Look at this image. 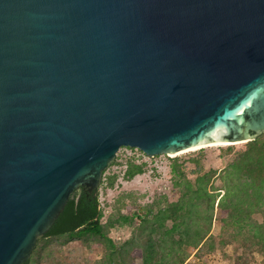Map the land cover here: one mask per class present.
Instances as JSON below:
<instances>
[{"label":"water","instance_id":"obj_1","mask_svg":"<svg viewBox=\"0 0 264 264\" xmlns=\"http://www.w3.org/2000/svg\"><path fill=\"white\" fill-rule=\"evenodd\" d=\"M264 132V0H0V264H23L120 147Z\"/></svg>","mask_w":264,"mask_h":264},{"label":"trees","instance_id":"obj_2","mask_svg":"<svg viewBox=\"0 0 264 264\" xmlns=\"http://www.w3.org/2000/svg\"><path fill=\"white\" fill-rule=\"evenodd\" d=\"M221 149L231 153L233 145ZM233 154L231 161L220 169L206 170L197 164L190 170L193 178L173 157L170 172L178 192L175 200L162 196L159 203L137 210L118 203L105 222L97 191L78 187L23 264H41L50 255L44 252L46 243L56 238L83 243L95 240L103 248L97 264H135V259L140 264H186L189 248L196 249L200 256L226 245H231L235 254L241 249L236 264H246L254 254L264 258V132ZM143 165L128 161L124 177L132 179L143 173ZM115 180L114 174L108 176L107 186L112 187ZM122 208L128 212L122 213ZM215 210L221 213L217 236L211 233ZM255 214L261 215L260 221L254 218ZM123 225L131 227V234L116 242L108 230Z\"/></svg>","mask_w":264,"mask_h":264},{"label":"rangeland","instance_id":"obj_3","mask_svg":"<svg viewBox=\"0 0 264 264\" xmlns=\"http://www.w3.org/2000/svg\"><path fill=\"white\" fill-rule=\"evenodd\" d=\"M243 144H234L231 153L222 151L221 147L224 148L227 146L226 144H213L184 151L175 156L173 154H157L153 157L145 155L137 148L120 147L113 163L103 171L97 188L99 207L103 212L102 222H105L107 217L114 212L118 203L132 206L137 210V207L146 204L159 203L162 196H165L169 201L175 200L178 192L173 185V177L170 172L173 157H177L178 162L184 165L187 176L193 178V175H190V170L195 169L197 164H202L206 170L220 169L231 161L235 151L243 148ZM128 161L143 163L144 172L132 179H126L123 173ZM113 174L116 176V180L112 187H108L107 177ZM219 184V181L216 180L215 185ZM121 212L127 213L128 210L122 208ZM220 215L219 210H215V220L211 230L214 236L220 232ZM254 218L260 221L261 215L255 214ZM131 230V227L127 225L114 226L108 230V233L116 242H122L130 236ZM44 252H50V255L43 259L41 264H97L102 256L103 248L91 239L83 243L78 240L68 241L66 238H56L46 243ZM240 253L241 249L235 254L231 245L200 256L196 254V249L189 248L185 262L186 264H236L239 262L236 257L242 255ZM134 263L140 264L139 259H135ZM246 264H264V258L254 254L252 258H248Z\"/></svg>","mask_w":264,"mask_h":264},{"label":"bare ground","instance_id":"obj_4","mask_svg":"<svg viewBox=\"0 0 264 264\" xmlns=\"http://www.w3.org/2000/svg\"><path fill=\"white\" fill-rule=\"evenodd\" d=\"M219 145H224L225 143H218ZM213 145V144H212ZM195 148H198V147H194V148H189L187 150H183L181 151L180 153L184 152V151H188V150H194Z\"/></svg>","mask_w":264,"mask_h":264}]
</instances>
